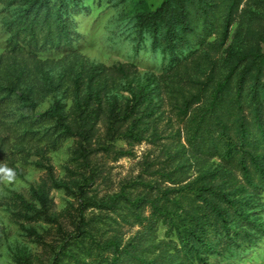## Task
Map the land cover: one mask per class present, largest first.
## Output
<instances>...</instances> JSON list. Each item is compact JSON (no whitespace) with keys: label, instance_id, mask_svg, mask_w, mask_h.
I'll return each mask as SVG.
<instances>
[{"label":"trees","instance_id":"trees-1","mask_svg":"<svg viewBox=\"0 0 264 264\" xmlns=\"http://www.w3.org/2000/svg\"><path fill=\"white\" fill-rule=\"evenodd\" d=\"M0 4V167L19 176L30 157L41 171L4 200L34 245L17 244L13 264H213L210 253L259 242L264 0H137L138 46L160 56L145 70L73 47L83 0ZM67 139L56 172L51 153ZM143 140L137 174L97 196L108 162Z\"/></svg>","mask_w":264,"mask_h":264},{"label":"rangeland","instance_id":"rangeland-1","mask_svg":"<svg viewBox=\"0 0 264 264\" xmlns=\"http://www.w3.org/2000/svg\"><path fill=\"white\" fill-rule=\"evenodd\" d=\"M145 1L147 6L154 7L160 0ZM136 2L137 0H83L86 7L75 18L78 35L73 42V47L93 61L106 64L116 61H133L139 70H145L154 61L158 62L160 56L157 53L148 51L143 45L138 46L136 28L134 29L133 22L130 20ZM3 16L4 11L0 4V54L6 50L7 38ZM49 102L48 99L42 101L39 109L45 108ZM69 143L70 141L67 139L61 147L51 153V161L56 172H60V166L67 155L66 147ZM118 144H123V142L118 141ZM149 146L150 144L143 140L133 146L132 155L122 156L116 161L108 162L110 164L109 181L105 183L106 185H98L97 196L107 190L117 189L122 182H126L136 175L140 169L139 160ZM17 165L22 170V175H14L11 181L4 180V173H1L0 264H13L10 253L17 244H27L31 248L34 246L24 236L17 224L10 220L4 200L11 192L26 195L29 187L38 180L41 171L30 164V157H28V161H19ZM50 194L56 210L65 205L66 196L61 190L53 189ZM261 194L263 207L260 214L264 223V192ZM123 230H127V227L124 226ZM157 232L162 235L163 228L160 226ZM208 257L209 262L213 264H264V234L254 246L230 247L225 249L223 255L210 253Z\"/></svg>","mask_w":264,"mask_h":264},{"label":"clouds","instance_id":"clouds-1","mask_svg":"<svg viewBox=\"0 0 264 264\" xmlns=\"http://www.w3.org/2000/svg\"><path fill=\"white\" fill-rule=\"evenodd\" d=\"M0 172L4 173L3 179L11 181L15 175L14 171L8 167H0Z\"/></svg>","mask_w":264,"mask_h":264}]
</instances>
